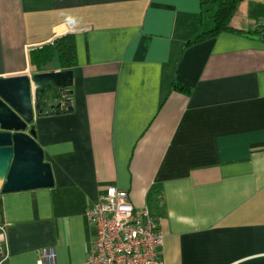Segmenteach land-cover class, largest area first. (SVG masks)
Listing matches in <instances>:
<instances>
[{
    "label": "crops",
    "instance_id": "obj_1",
    "mask_svg": "<svg viewBox=\"0 0 264 264\" xmlns=\"http://www.w3.org/2000/svg\"><path fill=\"white\" fill-rule=\"evenodd\" d=\"M205 1L0 0V78L40 72L30 52L57 38L76 45L72 108L32 123L54 185L0 182L4 264L50 247L57 264L83 263L87 209L109 187L160 219L164 264H264V35L187 44L213 27ZM253 1L236 29L256 28Z\"/></svg>",
    "mask_w": 264,
    "mask_h": 264
},
{
    "label": "water",
    "instance_id": "obj_2",
    "mask_svg": "<svg viewBox=\"0 0 264 264\" xmlns=\"http://www.w3.org/2000/svg\"><path fill=\"white\" fill-rule=\"evenodd\" d=\"M71 70L0 78V182L2 192L54 185L51 165L36 140L35 118L72 107Z\"/></svg>",
    "mask_w": 264,
    "mask_h": 264
},
{
    "label": "built area",
    "instance_id": "obj_3",
    "mask_svg": "<svg viewBox=\"0 0 264 264\" xmlns=\"http://www.w3.org/2000/svg\"><path fill=\"white\" fill-rule=\"evenodd\" d=\"M87 216L96 234L81 264H164L160 219L148 206H135L128 190L109 187ZM6 235L7 224L0 222V264L8 257ZM38 264H57L54 248H45Z\"/></svg>",
    "mask_w": 264,
    "mask_h": 264
},
{
    "label": "trees",
    "instance_id": "obj_4",
    "mask_svg": "<svg viewBox=\"0 0 264 264\" xmlns=\"http://www.w3.org/2000/svg\"><path fill=\"white\" fill-rule=\"evenodd\" d=\"M205 1V0H204ZM243 0H212L205 1V3L212 2L216 5V10L213 15L214 26L208 31L198 34L193 40L187 44L198 43L211 39L221 32H238L249 34L264 35V25H258L254 29L244 30L236 29L232 20L237 14L239 6ZM30 59L32 65L37 71L43 72L47 70H56L58 68L71 70L76 64V45L74 37L71 34L57 38L50 44H44L40 47L34 48L30 52ZM174 89L189 93L191 88L174 82Z\"/></svg>",
    "mask_w": 264,
    "mask_h": 264
},
{
    "label": "rangeland",
    "instance_id": "obj_5",
    "mask_svg": "<svg viewBox=\"0 0 264 264\" xmlns=\"http://www.w3.org/2000/svg\"><path fill=\"white\" fill-rule=\"evenodd\" d=\"M215 7H216L215 5L214 6L213 5L210 6V13L208 14V18H207L208 11H206V9H205V16L204 17H205V19L207 21V25L209 27L214 26L213 25V21L211 19V14L213 13ZM208 9H209V7H208ZM250 9H251V14H250V17L248 18L249 19L248 21H252L255 24L256 27L258 25H261V23L264 21V1H262V0H254L253 3H250ZM246 20H247V11L244 8L239 13L236 22H237V24L245 25Z\"/></svg>",
    "mask_w": 264,
    "mask_h": 264
}]
</instances>
